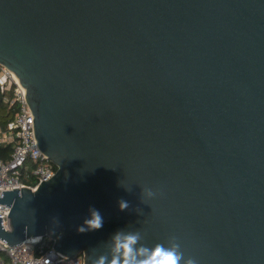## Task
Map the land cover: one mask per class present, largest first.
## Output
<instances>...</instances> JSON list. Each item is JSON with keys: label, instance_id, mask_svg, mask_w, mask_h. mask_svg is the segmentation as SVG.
Masks as SVG:
<instances>
[{"label": "water", "instance_id": "1", "mask_svg": "<svg viewBox=\"0 0 264 264\" xmlns=\"http://www.w3.org/2000/svg\"><path fill=\"white\" fill-rule=\"evenodd\" d=\"M0 64L56 166L2 191L7 244L91 264L132 227L196 264H264V0H0ZM89 207L103 227L78 233Z\"/></svg>", "mask_w": 264, "mask_h": 264}, {"label": "built area", "instance_id": "2", "mask_svg": "<svg viewBox=\"0 0 264 264\" xmlns=\"http://www.w3.org/2000/svg\"><path fill=\"white\" fill-rule=\"evenodd\" d=\"M0 92L3 100L16 106L12 118L5 127L0 126V144L12 145L8 158L0 156V195L3 190L21 186L34 189L41 180L54 175L56 166L39 149L33 128V117L26 103L24 89L14 74L0 64ZM11 93V95H9ZM9 206L0 204L2 226L9 228ZM48 238V237H47ZM51 244L38 253L35 251L38 238H27L19 244L9 245L0 238V253L12 264H83V255L68 258L56 251ZM0 264H5L0 257Z\"/></svg>", "mask_w": 264, "mask_h": 264}, {"label": "clouds", "instance_id": "3", "mask_svg": "<svg viewBox=\"0 0 264 264\" xmlns=\"http://www.w3.org/2000/svg\"><path fill=\"white\" fill-rule=\"evenodd\" d=\"M155 195L156 192L152 189L142 188L143 198H152ZM128 208V201H118V210L125 211ZM103 223L104 218L100 211L89 207L76 231L81 234L97 231L103 227ZM142 240L139 230L132 227L120 229L100 245L103 250L91 258V264H196L193 258L184 256L174 238L167 244L157 243L152 246L145 245Z\"/></svg>", "mask_w": 264, "mask_h": 264}, {"label": "trees", "instance_id": "4", "mask_svg": "<svg viewBox=\"0 0 264 264\" xmlns=\"http://www.w3.org/2000/svg\"><path fill=\"white\" fill-rule=\"evenodd\" d=\"M11 95V93H9ZM3 94L0 92V126L5 127L7 122L12 118L13 113L15 111L16 106L9 105L7 102L3 100ZM12 151V145H2L0 144V156L4 159L8 158ZM51 244V241L48 240L47 237H43L37 242L35 248L36 252H43L46 249V244ZM0 257L3 258L5 264H12L7 257H5L2 253H0Z\"/></svg>", "mask_w": 264, "mask_h": 264}]
</instances>
